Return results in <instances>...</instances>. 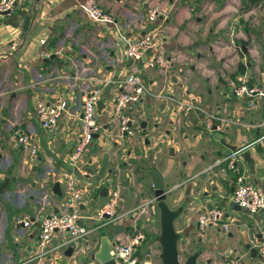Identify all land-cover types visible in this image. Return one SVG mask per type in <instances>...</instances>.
<instances>
[{
    "label": "crops",
    "instance_id": "crops-1",
    "mask_svg": "<svg viewBox=\"0 0 264 264\" xmlns=\"http://www.w3.org/2000/svg\"><path fill=\"white\" fill-rule=\"evenodd\" d=\"M82 1L15 0L13 8L0 16V264L33 263L40 219L57 211L65 198L64 173L71 174L83 192L77 223L96 226L88 214L113 189L118 190L116 210L124 215L120 222L82 238L84 253L73 256L70 244L46 255L45 261L98 264L93 254L100 238L124 239L145 202L152 205L151 169L161 176L164 189H170L167 205H183L174 220L179 251L198 250L196 264H218L228 258L236 264H264V254L257 248L264 210L251 216L231 205L233 177L214 163L243 148L245 179L264 192V145H250L264 132V96L250 100L232 93L242 74L249 85L264 86V0H96L122 35L134 39L157 28L156 49L174 59L163 74L135 63L138 78L153 95L127 106L134 133L122 138L110 135L115 125L109 124L110 100L130 72L131 61L122 58V42L112 26L94 25L78 10ZM257 4L262 7L255 9ZM151 6L159 8L156 18L144 22ZM104 78L110 82L102 85ZM86 82L100 86L101 108L96 112L101 132L93 135L81 158L84 175L71 168L67 155L80 126L79 88ZM36 99L65 101L52 132L37 122ZM203 111L222 118L219 129L204 130ZM14 124L33 134L35 157H26L11 143ZM245 151L254 162L251 168L243 158ZM213 204L222 209L221 222L228 227L209 226L199 233L197 212ZM20 218H28L29 225L23 227L17 222ZM139 223L145 238L155 241L158 232L148 230L143 219ZM64 237L54 232L47 246H58Z\"/></svg>",
    "mask_w": 264,
    "mask_h": 264
},
{
    "label": "built area",
    "instance_id": "built-area-1",
    "mask_svg": "<svg viewBox=\"0 0 264 264\" xmlns=\"http://www.w3.org/2000/svg\"><path fill=\"white\" fill-rule=\"evenodd\" d=\"M15 0H0V16L3 12L13 8ZM262 6L257 4L255 9ZM78 10L84 17L94 25L112 26L113 30L118 33L122 42V58L129 59L130 72L118 82L119 92L110 102L113 106V115L110 117L109 124L114 125V138H122L123 136H131L134 133L132 126L133 118L126 113V108L129 104L136 103L141 96L153 94L141 83L137 75L136 62H141L142 69L156 70L159 73L166 72L172 65L174 59L171 56H166L162 51L156 49V44L159 36L157 28H151L144 31L136 38H130L120 33V28L114 21L112 15L98 5L96 0H83L77 5ZM158 6L148 7L145 13L144 22L153 21L158 13ZM44 39L40 40L43 44ZM40 54H46L40 51ZM148 54V55H147ZM86 70V69H84ZM87 71V70H86ZM104 81L102 85L110 82L109 79H101ZM80 96V126L75 137L74 145L67 155V162L72 169H77L80 173H87L80 169V161L87 150L90 141L101 126L96 120V102L99 101L100 86L89 85L88 82L82 83L79 88ZM232 93L237 97H246L252 99L255 97L264 96L261 86L249 85L244 74L239 75L236 79V84L232 86ZM185 105V104H183ZM65 101L63 99H54L46 101L36 99L33 103L34 114L41 129L52 132L56 126L61 112L64 110ZM186 107L195 109V106L186 104ZM203 127L206 131H211L214 128L219 129V122L222 120L216 114L203 111ZM10 141L14 147L28 158L35 157L38 146L33 137V134L28 128H24L21 124H14L11 128ZM250 145L263 146L264 132L259 134ZM242 151L243 148L229 151L222 158H217L214 163L222 164V171L228 172L233 177V187L231 190V200L239 207L244 209L249 215L255 216L264 210V192L263 189L245 179V170L242 167ZM65 198L58 204V210L49 212L40 219L37 242L32 251V264H48L45 257L51 254L55 249L66 247L72 244L74 246L73 256L84 253V248L79 244V241L86 235L91 233L96 228L106 225H113L120 222L124 213L117 212L118 190L113 189L107 200L101 205L95 207L88 218L97 222L96 226L87 227L77 223L79 217L78 204L82 198V189L76 184L74 177L71 174H63ZM153 199L151 200V203ZM149 202H145L148 205ZM151 206V205H150ZM223 215L222 209L213 204L210 207L202 208L197 212L196 221L198 232L202 233L209 226H220L226 230L228 224L221 222ZM23 227L29 225L28 218L17 219ZM60 235L65 234L58 246L48 247L47 243L53 233ZM142 240H146L144 234L140 231L134 232L124 237H115L109 250V254L115 262L119 264H145L142 257L135 254V250L140 248ZM156 253L159 249L155 241ZM258 251L264 254V222L258 226ZM150 252V250H149ZM150 264V263H149ZM218 264H236L233 259H226Z\"/></svg>",
    "mask_w": 264,
    "mask_h": 264
},
{
    "label": "water",
    "instance_id": "water-1",
    "mask_svg": "<svg viewBox=\"0 0 264 264\" xmlns=\"http://www.w3.org/2000/svg\"><path fill=\"white\" fill-rule=\"evenodd\" d=\"M7 12L8 11H5L2 14ZM262 91L264 92V86L262 87ZM100 108L101 102L97 101L96 110ZM243 158L248 163V167L251 168L254 162L252 158L249 157L247 151L243 153ZM150 172L153 178L151 185L153 201L155 202V208L157 209L158 233L154 240L159 249L157 254L159 264H196V258L200 253L198 250L186 254L182 261L179 259L178 240L180 235L174 228V220L183 210V205L180 204L175 208H170L165 201L166 194L170 192V189H164L161 182V176L156 171L151 169ZM56 188L57 184H54L52 190L55 191ZM230 204L233 205L235 203L231 201ZM111 245L112 242H109L106 237L102 236L100 238L99 248L93 254V259L96 260L98 264H119L115 262L109 254ZM66 251L67 253H70V248H67ZM145 264L149 263L146 262Z\"/></svg>",
    "mask_w": 264,
    "mask_h": 264
},
{
    "label": "rangeland",
    "instance_id": "rangeland-1",
    "mask_svg": "<svg viewBox=\"0 0 264 264\" xmlns=\"http://www.w3.org/2000/svg\"><path fill=\"white\" fill-rule=\"evenodd\" d=\"M259 23V15L255 16V19L252 21V24L255 25V27L258 26ZM261 64V63H260ZM96 120L99 118L97 112H95ZM101 130H99L97 133H100ZM111 136H113V132L111 131L110 133ZM166 202H167V197H166ZM156 214H157V209L155 208V202H152V205L148 207V205H145V208L143 211L140 213L139 218H135L131 224H130V233L134 232H142L145 236L144 233V227L141 228V225L139 226V222L141 219L144 220V222L147 224L146 228L148 230H153V232L157 231L158 232V225L156 221ZM152 222V223H151ZM151 223V224H150ZM150 250V252H149ZM139 259L142 257L145 261H147L150 264H159V259L157 257L156 253V246L153 243V240L146 239L141 243V247L137 250L135 253ZM187 254V251H179V259L182 261L184 259V256Z\"/></svg>",
    "mask_w": 264,
    "mask_h": 264
},
{
    "label": "trees",
    "instance_id": "trees-1",
    "mask_svg": "<svg viewBox=\"0 0 264 264\" xmlns=\"http://www.w3.org/2000/svg\"><path fill=\"white\" fill-rule=\"evenodd\" d=\"M142 242H143V240H142ZM137 252V249L135 250V253Z\"/></svg>",
    "mask_w": 264,
    "mask_h": 264
}]
</instances>
